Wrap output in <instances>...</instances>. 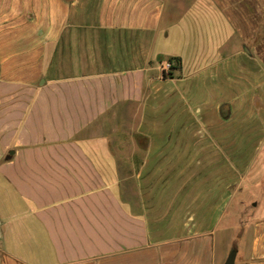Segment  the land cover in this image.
Returning <instances> with one entry per match:
<instances>
[{"label":"crops","instance_id":"crops-1","mask_svg":"<svg viewBox=\"0 0 264 264\" xmlns=\"http://www.w3.org/2000/svg\"><path fill=\"white\" fill-rule=\"evenodd\" d=\"M252 185L235 264H264V0H0V264H224Z\"/></svg>","mask_w":264,"mask_h":264},{"label":"rangeland","instance_id":"rangeland-1","mask_svg":"<svg viewBox=\"0 0 264 264\" xmlns=\"http://www.w3.org/2000/svg\"><path fill=\"white\" fill-rule=\"evenodd\" d=\"M172 62L174 63L175 61ZM258 173L261 174L263 171L259 169ZM246 188L247 189H241L238 193L236 204L232 213V219L227 229L222 234L223 240L226 244V247L228 248L227 251H229V253L233 249H238L240 236L246 235V233L249 231L247 228L250 227L251 222L253 221V218L256 214V204L254 203V200L256 199V187L252 185ZM220 242L222 241L220 240Z\"/></svg>","mask_w":264,"mask_h":264},{"label":"trees","instance_id":"trees-1","mask_svg":"<svg viewBox=\"0 0 264 264\" xmlns=\"http://www.w3.org/2000/svg\"><path fill=\"white\" fill-rule=\"evenodd\" d=\"M171 62L172 61H175L172 65H171V68H170V70H168V71H166V70H163V72H162V76L164 77V78H167V77H173L174 76V72H175V70L176 69H178L179 67H180V58H178V57H173V58H170L169 59Z\"/></svg>","mask_w":264,"mask_h":264},{"label":"water","instance_id":"water-1","mask_svg":"<svg viewBox=\"0 0 264 264\" xmlns=\"http://www.w3.org/2000/svg\"><path fill=\"white\" fill-rule=\"evenodd\" d=\"M236 256H237V249H233L229 253L226 261L224 262V264H235Z\"/></svg>","mask_w":264,"mask_h":264},{"label":"built area","instance_id":"built-area-1","mask_svg":"<svg viewBox=\"0 0 264 264\" xmlns=\"http://www.w3.org/2000/svg\"><path fill=\"white\" fill-rule=\"evenodd\" d=\"M172 64H173V62H171L170 60L167 61L164 65V70H166V71L170 70Z\"/></svg>","mask_w":264,"mask_h":264}]
</instances>
